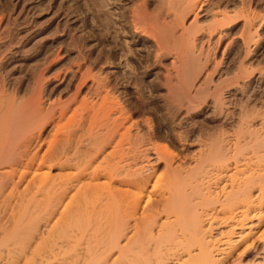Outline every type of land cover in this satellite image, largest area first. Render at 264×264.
<instances>
[{"label": "bare ground", "instance_id": "bare-ground-1", "mask_svg": "<svg viewBox=\"0 0 264 264\" xmlns=\"http://www.w3.org/2000/svg\"><path fill=\"white\" fill-rule=\"evenodd\" d=\"M230 2H125L121 32L152 42L143 73L170 60L155 83L178 131L170 146L153 141L131 102L129 55L117 63L105 34H61L22 60L23 41L0 37V264H242L252 245L264 264V115L241 109L227 136L194 124L210 91L222 110L228 87L252 82L244 61L221 67L237 18L245 50L256 37L253 15ZM192 126L201 144L188 158Z\"/></svg>", "mask_w": 264, "mask_h": 264}, {"label": "rangeland", "instance_id": "rangeland-1", "mask_svg": "<svg viewBox=\"0 0 264 264\" xmlns=\"http://www.w3.org/2000/svg\"><path fill=\"white\" fill-rule=\"evenodd\" d=\"M137 1L142 2L143 0ZM146 1L150 4L153 3V6H151L153 8L157 4V0ZM226 1L228 2L229 0ZM239 1L233 0L234 7L232 6V9L237 10L239 7V11L243 9H245V13L250 11L249 13L254 18V29H252V32H256V37L250 48L251 50H245L241 41L242 33L246 32V30L244 32L245 28H243L244 18L240 16L241 18H237V21H234L235 23H231L232 30L229 31L234 34L235 38L225 55L221 67L224 66L228 72L235 74L236 71L234 72L233 70L236 69V66L239 68L240 62L244 61L245 68L252 72L249 77L250 79L252 78V82L251 84L249 82H245L249 84L240 82L238 85L228 87L224 92L225 95H223L222 110L220 105L215 104L213 101L212 96L209 94L211 91L208 93L209 95L206 94L208 97L198 109L197 123L195 122L194 124H197L195 126H198V124L203 125L204 131L211 135L213 134L212 137L222 134L229 135L236 127V124H238L241 109L256 108L259 111V113L257 112L259 114L258 119L264 115V0H245L244 4L240 1L242 5ZM125 2L127 3L128 0H0V19L3 29L0 33L2 38L1 46H8L9 40L12 41L17 36V39L23 41V46H25V50L19 52V60L24 59L25 55L42 58V53L49 45L48 42L55 36L63 34L69 38L75 35L81 36V33L82 36H103L105 34L108 39V47L115 46L116 49L119 47L117 49L118 52L116 51V62L122 61L124 54L128 53L127 55H129V67L127 66L126 70L133 73L130 84L131 102L137 106L140 116L150 121L153 141L170 146L177 138L178 131L172 128L173 124L164 105L166 103L164 98L165 91L156 88L155 84L158 81L161 84L164 83L165 69L163 66L165 64L169 66L170 60L164 62L163 65L154 63L156 66L153 64L151 67H154L148 68L153 69L154 72L152 71L150 74L143 73V67L153 60L152 42L144 36L133 38L131 33L121 32V25L124 23L121 20H123L124 11H127ZM230 5H232L231 2L229 3ZM229 8V10H232L231 6ZM226 43L227 41L220 48L218 56L221 55L220 53ZM11 46L15 48L17 45L12 43ZM76 46V44L70 45L72 53L76 52ZM72 48L74 49L72 50ZM70 55L74 60L78 58L76 53ZM226 60L227 63H225ZM19 64L20 61L17 62L18 66ZM142 64L143 66L141 67ZM132 65L134 66L132 67ZM18 66L15 67L17 70L13 69L16 78H19L22 74L30 75L31 69H34L35 64L33 63V66L27 69L26 67L20 68ZM227 66H230V69ZM134 67L137 71L134 70ZM231 74L225 78H233ZM27 76L25 77V85L31 78ZM155 77L158 79H154ZM188 129H191L188 136V139H190L189 143H185V152L188 158H192L193 154L198 151L201 142L199 143L198 140V128L194 127L193 129L192 126ZM177 139L176 144L178 143ZM172 148L174 149V145ZM164 163V161L159 162L160 170L163 168ZM216 231H213V233H216ZM240 256L242 264H253L258 257V246H250ZM228 264H233V262Z\"/></svg>", "mask_w": 264, "mask_h": 264}]
</instances>
